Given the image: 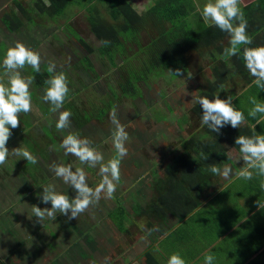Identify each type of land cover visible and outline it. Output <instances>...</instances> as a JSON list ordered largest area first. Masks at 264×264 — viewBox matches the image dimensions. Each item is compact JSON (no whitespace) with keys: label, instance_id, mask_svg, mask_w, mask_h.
<instances>
[{"label":"rangeland","instance_id":"1","mask_svg":"<svg viewBox=\"0 0 264 264\" xmlns=\"http://www.w3.org/2000/svg\"><path fill=\"white\" fill-rule=\"evenodd\" d=\"M23 1L24 0H20L22 4H23ZM133 2L137 6V9L140 10V8L146 3V0H133ZM247 2L248 1L246 0H240V5L246 4ZM195 3L198 7H200L205 3V0H195ZM10 5H11V0H0V11L3 9L9 8ZM87 8L88 7H85V6L82 7L79 5H74V6L72 5L68 7L67 10L64 11L61 17L56 18L55 25L52 24V22L50 23L51 24L50 26L48 25V22L46 24L42 23L45 27H42V28L40 27L39 28L40 31H38L39 34L41 35L42 40L45 42L47 47L50 48V51L48 54L52 53V49L53 51L61 53V50H63V47L66 45L67 47L66 57H63L62 55L61 57H59L60 59H58V62L64 65L63 68H66L65 67L66 62H69V64L71 65H73L74 63H78L75 61L78 60L79 54H82V55L84 54L82 53L81 49H79L81 46L80 47L78 46L79 42L76 40L77 33H79V35L83 38V40L87 42L95 50L93 51V54L90 55L91 56L90 58L91 60L93 59V63L96 69L95 73L97 74V76H100V77L99 78H89L85 75V71H83V69L82 70L80 69L79 73L81 74V76L75 73L74 74L75 78H72L73 79L72 81L70 80L72 85L68 84L69 89H70L69 92H73L79 96V101L74 103V107L73 106L71 107L70 105L69 111H72L76 115V117L82 122L90 121L92 118L91 117L92 115H94V118H95L97 115L100 114V112L103 109L105 111H109V112L111 111V106L110 108H107L106 102L104 101L102 97H100L102 93H105L104 92L105 88L108 93L113 94V95L118 93V94L127 96V95H131L133 92H137L136 94L138 96L140 95L138 85L137 83H135L136 80L138 79L135 80L132 78V80H130V78H126L125 81H121L122 84L118 85L116 89H114L111 86L110 83L111 82L116 83L117 81H119L120 79L118 78L119 75L123 76L125 74L126 69L125 67H123L122 69H118L119 73L116 72L117 70L116 68H113L111 70L112 65H110L104 59V57H102L98 53L97 49L99 48L100 44L89 31L86 16H87V13L90 11V9H87ZM98 9L100 10L99 13L103 18L105 19L108 18V15L105 12V9L103 8L102 5H98ZM63 25L64 26L68 25L70 27L66 26L65 29L63 30V27H62ZM54 34L58 35V41H57V37L55 39ZM142 40L143 42L146 41L145 38H143ZM226 41H227V36L222 41L223 46L226 45ZM41 50L42 48L39 49L38 51L41 53ZM136 50L137 48L135 47V45L130 46V50L127 51V55H132L133 52ZM46 55H43V56H46ZM52 58L53 57H50L49 59H52ZM72 60H75V61L73 62ZM141 60H142L141 55L136 54V58H134L130 62V64L134 63L135 66H138L139 68L140 64L142 63ZM116 65L123 66L124 64H122L120 60H117ZM211 66H213V63L208 61L205 54L202 53V50L192 51L186 57V67H185L186 71L184 72L182 70L183 74L181 76L176 77L174 75H171L166 70L163 72L161 76H150L151 78L149 79L148 78L142 79V81L146 79L145 80L146 83H142L140 85L143 94H142V97L136 98V103H137L138 108L132 107L131 102L129 100L126 101L125 99L127 98L124 99V97H121L118 101L115 102L116 112H117V109H120V111H118L117 113L118 119L120 120L121 124L124 125L128 133V136H129L128 141H126L125 143L128 154L122 159L121 164H120V176H121L120 181L121 182L117 183V187H116L117 190L115 191V195H117V199H120L121 201H124V202L126 200L125 203H129L130 199L127 196L128 192L126 190H129L130 186H132L134 187L132 191H135L138 187V182L143 180L142 177H144V181L146 183V176H142V174L145 173L146 175L147 174L146 170L149 169L151 171L152 167H155V163L157 162V158L151 159L150 153L147 152L146 148L143 147L145 144L135 141V138L139 136V134L153 133L155 135L162 136V133H163L164 136L162 137L165 139V142L172 140V143L175 142L178 145L184 138L189 136V134L195 132V130L199 126H201L202 124L201 120L197 121L196 116L191 113V110L193 106L195 105V103H193L192 98L195 96H198V92L201 86L205 84L207 79H210ZM233 66L235 69H237L234 64ZM3 73H4L3 71H0V74H1L0 80H4V82H6V77L3 76ZM188 73H192L191 78L188 77ZM105 74L106 76H104ZM233 80L238 81L237 78ZM74 84L75 86H73ZM122 86L124 87V89H122ZM101 88L104 90H102V92L100 93H97V89H101ZM231 89L232 91H230ZM233 89H234L233 85L228 84V81H227V83H225V88L223 89V91L222 90L219 91L217 95L220 98L224 96V94L226 96H229L233 92ZM35 93H36L35 96H39V97H38V102H36V105H33L32 103V111L26 114L21 113L19 117L20 126L16 129H11L12 136L10 137L11 138L10 141L6 144V147L9 149L10 152L13 148H17V147L25 148V146L21 144V140H20L21 136L23 135L26 136V134H28V136L33 135L31 133V130H26V128H24V125L22 123L25 120L23 119H27V121L30 122V124H32L33 126L31 128L32 130L34 128L36 129V127L39 128V127L44 126L47 128V126L53 125V124H48L47 122H45L46 115L43 112L45 111L44 108L45 106L47 107L48 103L44 102L41 99L42 95H40V92L36 90ZM253 97H255L254 94H253ZM222 99H226V97L224 96L222 97ZM144 100H146L147 103L150 104V107L146 104L143 105ZM42 105L44 106L43 108H42ZM128 108L129 110H131V112H128L129 110L126 111V109ZM109 112L102 119L105 122V123H102V125H101V122H96V121H93L90 123L91 126L93 127H96V126L98 127L99 125L101 128L106 130L104 132L108 133V135H105L104 139H99L101 138L100 132L96 131V133L93 134V132L97 128L96 127L94 130H90L88 133L92 138L86 137L90 139L91 141L94 140V138L99 139V140H104V142H100L101 146H104V145L107 146V148L104 149L103 151L104 154L107 153L109 149L114 150V146L112 144V141L110 140L111 133L113 131L114 126L110 122ZM54 118L57 119L58 117L54 116ZM155 120H159L160 125H157V122ZM75 122L70 123V130L68 131L77 134L78 130H77V127L75 126ZM131 122H133V124H130ZM49 128H51V126H49ZM53 130L54 129H49L48 131L52 133ZM157 130H160L162 132L157 134L156 133ZM63 133L64 131L63 132L57 131L56 133L57 136H55L57 145H59L60 141L65 135ZM40 140L42 141L41 138ZM148 141H149V138L146 140V143ZM39 142L40 141L36 138V143L38 144ZM164 146H165L164 152L161 151L160 153L161 158L159 160L161 161V163H164L166 165L168 161H171L172 159L169 158V153L167 151V149L170 148V145L165 143ZM97 148L99 150L101 149L98 146ZM35 149L38 150L39 148H35ZM56 154L57 156H61V157L62 155H64L62 149L57 151ZM47 155H49L50 157H53L54 154L48 153ZM112 155L113 154L110 153L108 156H104L105 161L115 157ZM66 157H69L68 160H70V164L72 165L73 170H75L77 168L75 162L78 159L70 155ZM138 157H140L141 160L144 157L145 161L146 160H149V161L147 163L142 162L141 164L139 162ZM53 162L57 163V161L55 160ZM24 164H25V159L15 157L10 154L7 159L6 164L3 166H0V201L4 199L5 201L13 202L12 194H10L8 190L11 187H15V185H13L14 181L16 183L18 181L21 182V188L29 189L32 186L34 187L33 183H35V181L33 180V178L30 179V175L25 173L26 171H24L25 170ZM42 166L44 165L42 164ZM35 167H36V164L35 165L31 164L29 166V169L33 170ZM5 168H8L6 170H9L10 173H7ZM43 169L44 167H41V166L39 167L38 175L40 174V172H42ZM84 171L86 172L87 182H89L90 184L94 185V183L96 182L98 183L100 181L101 177L98 174L99 172L98 167L91 168L88 166L87 170L84 169ZM159 172L160 174L163 173L161 167H160ZM137 173L139 177H135V180L133 181V177L136 176ZM149 176L151 178L152 175L150 174ZM150 178L147 180L149 181ZM23 179H26V181H23ZM140 198L141 196L139 194H133L132 196V199H134L135 201H138V200L140 201ZM108 200H111V199L104 198V201L102 203L103 205H99L98 207H96L94 212L91 211L89 213H86L87 215L85 216V218L89 220V217H92V215H95V214L96 216H100L101 214H103L102 217L100 216L101 218H103V216H105L106 211L108 209H106L103 212L102 207L106 208L109 206ZM127 207H130V206H127ZM3 211H4V208L2 209V206H1L0 207L1 214L3 213ZM7 212L8 211H6L5 213ZM8 215L10 216V218L5 217L4 215L0 217V222H5V221L10 220V223L13 225L12 219L14 218V214H12L11 212H8ZM120 215L122 217H120ZM113 219L117 222L118 221L120 223L122 222L123 224L126 221V214L120 208H118L113 213ZM94 224L97 225V231H98L97 233L101 240L99 241V243H101L102 241L105 243V246H102V249L98 248V250H100L101 253H102V250H105V249H109L110 251L111 246L109 244L115 235V233H113V231L115 232V226L110 224V222L102 223L100 219L97 220ZM188 224L189 223L186 222V225ZM5 226H8V225H5ZM52 226L53 225L51 224V227ZM1 228L2 227H0V234L4 235L5 233L2 232ZM136 228L138 227L136 226ZM134 230L136 229L133 227L132 232ZM13 232H17V228L16 230L14 229ZM21 234L22 233H19V230H18V232L14 233L13 236H7L4 240L0 242L3 246H5L9 250V252H14L13 250L15 249V246H16V249L19 246L25 249L30 248L31 251L28 253L27 256H25L26 258H29V256L31 257L33 255L34 246L31 245L28 239H24L25 237L24 238L20 237ZM106 234L110 241L107 239ZM52 237L55 238L54 234L52 235ZM133 244H134L133 240L125 243V242H122L121 237L117 236V243L114 245V249H116V252L120 254V253H123V248H130V250H132ZM36 246L37 245H35V247ZM49 248H51V246ZM155 248L153 249H154V253L156 254ZM139 252H140V249L133 250L132 251L133 258H135L136 255L138 256ZM128 254H125V256ZM139 258L140 256L138 257V259ZM52 259H55L53 255H52ZM96 259L98 260V258ZM98 262L99 264H103L102 261L98 260ZM119 262L120 261L114 262V264L115 263L117 264ZM139 262L137 264H141Z\"/></svg>","mask_w":264,"mask_h":264},{"label":"flooded vegetation","instance_id":"2","mask_svg":"<svg viewBox=\"0 0 264 264\" xmlns=\"http://www.w3.org/2000/svg\"><path fill=\"white\" fill-rule=\"evenodd\" d=\"M16 2L20 5V7L22 6L23 9L31 10V12L29 11V12L23 13V11H20L17 8ZM32 8H33V4L31 0H24L23 4L20 2V0H11L10 7L0 11V71L4 72V69L2 67V60H3V57L5 55L7 48L10 46H14L16 42L23 43L29 49H32L39 53L41 57L39 73H41L44 68L47 71L48 64L50 62H54L56 65V71L63 72L67 76L68 84L72 85L71 81L73 80L72 78H75L74 76L75 73L81 76V74L79 73V70L80 69L82 70L85 67L83 60H86V59L89 60L93 69L96 71L94 63H93V59L91 60L90 58L91 57L90 55L93 54V52L88 53L87 51H85L83 47L80 45V43L78 44L79 47L81 46L79 49H81L82 53L84 54L83 55L79 54L78 60L76 61L72 60L73 62L75 61L78 63H74L73 65H71L69 64V62H66L65 63L66 68H63L64 65L58 62V59H60L59 57H61L62 55L63 57H66L67 55L66 45L63 47V50H61V53L53 51L52 49V53L48 54L50 51V48L47 47V45L42 40L41 35L38 32L40 31L39 30L40 27L42 28L45 26H43L42 23L40 26V22H36V17L38 14H36ZM28 17H31L34 21L30 20ZM6 22L7 24H5ZM8 27H11L12 30H10ZM62 27L64 30L66 26H62ZM54 37L55 39L57 37V41H58V35L54 34ZM77 37L82 38L79 35V33H77ZM41 48L42 50L40 53L38 50ZM43 55H46V56H43ZM50 57H53V58L49 59ZM113 68L115 67L111 66V70ZM116 69H117L116 72L119 73L118 72V69H120L119 66ZM20 71H21V75L26 79L28 77H34V81L32 85L30 86V92L32 96V103L33 105H36V102H38L39 96H35L36 94L35 91L37 90L38 92H40V95H43L44 89L47 87V85L44 82L49 78L51 74L49 73L48 77L46 76L42 77L38 73H35V71L30 66H25V68L21 69ZM33 73H35V75ZM104 76H106V74ZM99 77L100 76H98V78ZM118 78L120 79L116 83H113V82L110 83L114 89H116V87L120 85L121 81H125L126 76L119 75ZM135 83H137L138 89L140 91L139 96L136 94L137 92H133L131 95H127V96H124L118 93L113 95V94L108 93L106 88L105 90L102 88L97 89V93H100L102 92V90H104L105 93H102L100 97H102L104 101L106 102L107 108H110L111 106V110L113 108L116 109L115 102L118 101L121 97H124V99L127 98L125 100L126 101L129 100L131 102L132 107L138 108L137 103H136V98L142 97L143 93H142V89L140 85L146 82L145 80L144 81L139 80V81H136ZM73 86H75V84ZM76 96L78 95L73 92H69L68 97L65 99L62 110L69 111L70 105L71 107L72 106L74 107V103L78 101ZM144 104L150 107V104L147 103L146 100H144L143 105ZM43 107L44 106L42 105V108ZM50 107L51 105L48 103L47 107L45 106L44 108V110L46 111V112L45 111L43 112L46 115L45 122H47L48 124H53V125H49L51 126V128L47 126V129H54L53 132L57 133L58 130L55 127L56 119L54 118V116L58 117V114L52 113L50 111ZM129 108L126 109V111L129 110ZM118 111H120V109H117V113ZM70 112L72 113L70 117V123H74L76 121L75 126L77 127V130H78L77 134L80 137L92 138L88 133L90 130H94L97 126L93 127L91 126L90 123L93 121H96V122H101V125H102V123H105L102 119L105 117V115L109 111H106L101 118H96V117L94 118L93 116L91 120L88 122H82L76 117V115L72 111ZM128 112H131V110H129ZM191 113H192V110H191ZM23 120H25L22 123L24 125V128H26V130H31V133L33 134L32 135L33 138L38 137L37 139L40 140L42 136L40 129L42 127H39V128L36 127L37 130L35 128L32 130L31 129L33 127L32 124H30V122H28L27 119H23ZM155 121L157 122V125H160L159 120H155ZM28 123H29V126L26 127ZM130 124H133V122H131ZM68 130H70V127L64 130L63 134L66 135L67 132H69ZM96 131L100 132L101 138L99 139H104L105 135H108V133L104 132L106 130L101 128L99 125L95 129L93 134L96 133ZM160 132L162 131L160 130L156 131L157 134H159ZM24 136L25 135L21 136L20 140H21V144H23L25 148L27 149L28 147L22 139L24 138ZM162 136H164L163 133H162ZM162 136L155 135L153 133H143V134H139V136L135 138L136 142L145 144L143 147L146 148L147 152L150 153L151 159L157 158V162L155 163V167H152L151 171L147 169L146 170L147 174L146 175L145 173L142 174V176H146V183L144 181V177H142L143 180L138 182V187L135 191H132L134 189V187L132 186H130L129 190H126L128 192L127 196L130 199L129 203H125L126 200L124 202V201H121L120 199H117V195H115L114 193V196L111 198V200H108L110 207L109 206L106 208L102 207L103 212L106 209H108L106 211L105 216L101 218L103 214L100 215L101 217L96 216L95 214V215H92V217H89V220H87L85 218V216L87 215L86 213H89L91 211L94 212L96 207H98L99 205H103L102 203L104 201V197L102 194V198L100 199L99 203L89 207L88 210L81 213L77 217V219L69 220L67 216L58 213L55 220L45 219L44 221L39 222L37 218L33 216L32 205H35L40 208H50L51 207L50 203L44 204L40 200V194H42L43 192L42 186L53 184L55 185L56 190L58 192L69 195L70 198L75 195L71 187L64 184L60 178L55 177V175L49 171V167H48L49 164L52 163L54 160L57 161V163L70 164V160H68L69 157H66L64 155H62V157L57 156L56 153L59 150L57 151L50 150L51 146L57 145L56 137H54L53 141H51L50 139L42 138V143L40 147L45 146V148L41 149L36 146H34L33 148V149L39 148L38 150L35 149V151H38V152L33 154L38 159V163L36 164L35 168L38 167L39 169L40 166L44 167L42 172H40L39 175L37 174V176L35 177L34 179L35 183H33L34 187L32 186L29 189L21 188V182L18 181L20 183L19 184L18 182L16 183L14 181L13 185H15V187H11L8 190V192L12 194L13 202L5 201L2 198H1L2 200L0 201V205L2 206V209L4 208L3 213L1 214L0 212V217L4 215L5 217L10 218V216L8 215V212H11L12 214H14V218L12 219L13 221L11 220L13 222V225L10 223V220L5 221V222H0V227H2L1 228L2 232L5 233L4 234L5 238L7 236H13L14 233H17L19 230V233H22L20 237H23V238L25 237L24 239H26V237L29 238L28 241H30L31 245L34 246L33 255L31 257L29 256V258H26L25 256L28 255L31 249L30 248L26 249L27 250L26 252L25 248H21L20 246L17 247V249L15 246V249L13 250L14 252H9V250L5 246H3L0 242V264H90V263L99 264L98 260L96 259L97 255L110 256L111 260L108 259V264H114V262H117V261L121 262L122 259H125L126 257L125 254H128V253L131 254L133 250H139V249H140L139 255L138 256L136 255L134 259H137L139 262L140 258L147 256L150 250L149 247L155 248L156 247L155 243L157 242V240L160 238V235L162 234V227H161V224L157 221L158 220L157 215L154 212H152V214H150L149 216V210H148L150 204L152 203V200L153 199L157 200V195L155 193L156 187L154 186V180L159 179V178L163 179L166 176L165 169L172 162L176 160V157L181 152V148H180L181 142L178 145L175 142L172 143V140L165 142V139ZM188 137L189 136H187L186 138ZM148 138H149V141L146 143V140ZM10 139L8 140V142L10 141ZM99 139L94 138V140H92V146L95 147L101 153H103L104 149H106L107 146L105 145L101 146L100 142H104V140H99ZM110 140L112 141V139ZM165 143L170 145V148H168L167 151L169 153V158L172 159L171 161L167 160L168 163L166 165L164 163H161V161L159 160L161 158V155H160L161 151L164 152ZM97 146L100 147L101 149L99 150ZM48 153L54 154L53 157H50L49 155H47ZM110 153L113 154L112 156H115L116 155L115 149L114 150L109 149V151L105 154L103 153V155L108 156ZM138 158L141 164L142 162L147 163L149 161V160L145 161L144 157L142 160L140 159V157ZM26 163L27 161L25 160V164H24L25 170L24 171H26L25 173L30 175L29 174L30 171L32 173L33 170H30L29 166L26 165ZM75 163L77 167H81L87 170V167H88L87 165L80 164L78 160ZM42 164L44 166H42ZM160 167L162 168V171H163L162 174H160L159 172ZM8 168H5V170ZM6 172L10 173L9 170H6ZM150 174L152 175L151 178L149 176ZM135 177H139L138 173L136 176L133 177V181L135 180ZM149 178L150 180L148 181L147 179ZM23 181H26V179H23ZM120 182L121 181H119V183ZM87 183L88 185L92 187L93 184H90L89 182ZM95 184H98V183L97 182L94 183L93 188L96 186ZM133 194H139L141 196L140 201L139 200L135 201L134 199H132ZM127 206H130V207H127ZM118 208H120L126 214V221L125 223H123L122 228H119L117 221L113 219V213ZM6 211L8 212L5 213ZM99 219L102 223L110 222V224L115 226V232L113 231L115 235L111 241L109 240L106 234L107 239L110 241L109 245L111 246V250L109 251V249H105V250H102V253L100 252V250H98V248L102 249V246H105V243L103 241L99 243V241L101 240L97 233L98 232L97 225L94 224ZM166 222H167V226H171L176 222V220L175 218H173L171 215L168 214L166 217ZM51 224L53 225L52 227H51ZM5 225H8V226H5ZM136 226L138 228H136ZM133 227L137 230V232L136 230L132 232ZM16 228H17V232H13V230L14 229L16 230ZM149 230H151L150 234H149ZM53 234L55 238L52 237ZM117 236L121 237L122 242H125V243L133 240L134 244L132 246V250H130V248H123V253H120V254L117 253L116 249H114V245L117 243ZM0 241L2 240L0 239ZM35 245L37 246L35 247ZM50 246L51 248H49ZM155 251H156V248H155ZM104 253L106 254L103 255ZM52 255L55 259H52ZM139 256L140 258L138 259ZM120 262L117 264H120Z\"/></svg>","mask_w":264,"mask_h":264},{"label":"clouds","instance_id":"3","mask_svg":"<svg viewBox=\"0 0 264 264\" xmlns=\"http://www.w3.org/2000/svg\"><path fill=\"white\" fill-rule=\"evenodd\" d=\"M239 4L240 0H205V3L197 10L205 23L227 33L228 46L223 49L222 55L226 58L240 55L246 69L254 78L252 83L259 91H264V45L248 46L252 44V39L247 34V20ZM102 43L107 45L109 41L105 40ZM40 63L39 53L20 42L8 47L3 57V76L6 77V82L0 80V166L6 164L10 154L23 158L33 165L38 163L37 157L27 149L17 147L10 152L6 144L12 136L11 129L20 126V114L32 111L30 86L34 77L26 79L21 75L20 70L25 66H30L36 73H39ZM167 71L176 77L183 74L179 68ZM47 72L51 75L44 82L47 87L44 89L41 99L51 105L52 113L58 114L55 127L58 131L63 132L70 127L72 115L70 111L62 110L70 91L68 79L63 72L56 71L54 62L48 64ZM191 76L192 73H188V77L191 78ZM192 99L193 103H198L202 108V125H206L212 132L220 134V130L225 126L239 128L245 122L244 113L233 107L230 95L226 99H221L218 95L213 96L211 100L207 96L199 95ZM250 102L253 107L249 110L248 115L253 118H256L258 114L264 116V101L258 102L253 98ZM109 119L114 126L111 139L116 155L107 161H105L104 155L92 146L91 140L86 137L82 138L73 132H67L58 146H51L50 150L62 149L65 156L70 155L77 158L82 165L91 168L98 167L101 179L93 188L88 185L86 172L83 168L77 167L73 170L71 164L50 163L49 171L55 177L60 178L64 184L70 186L75 195L70 198L69 195L58 192L53 184L42 186L43 192L40 194V200L44 204L50 203L51 207L40 208L32 205L33 216L39 222L45 219L55 220L58 213L67 216L69 220L77 219L89 207L98 204L102 194L104 198L111 199L113 197L117 183L121 178V161L128 154L125 143L129 136L124 125L118 119L115 108L109 112ZM250 127L253 132L251 136L240 135L235 139V144L239 146V152L245 165L236 171V179L250 180L253 177V171L256 175L264 177V135L256 132L255 125ZM201 157L205 160L208 158L204 152H201ZM209 171L213 175L221 176L229 183L232 182L233 169L228 165L221 168L213 164L209 166ZM260 186L264 189V182ZM150 233L151 230H149ZM214 260L215 257L210 252L205 253L204 264H214ZM105 264H108L107 257ZM167 264H186V262L177 252L168 256Z\"/></svg>","mask_w":264,"mask_h":264},{"label":"trees","instance_id":"4","mask_svg":"<svg viewBox=\"0 0 264 264\" xmlns=\"http://www.w3.org/2000/svg\"><path fill=\"white\" fill-rule=\"evenodd\" d=\"M31 2L32 9L38 14L36 22L43 24L48 22L49 26L51 22L55 25L56 18L61 17L72 5L88 7L90 11H87L86 20L90 33L100 44L98 53L115 68L118 67L116 61L120 60L124 65H120L119 68L125 67L124 76L130 80L133 78L142 81L143 78H151L150 76H161L164 71L178 67L185 72L187 55L192 51L200 50L213 66H211L210 79H207L199 89V96H207L211 100L223 89L225 82L236 74L233 66L235 56L228 59L222 55L223 49L227 47L222 45L227 33L205 23L197 10L195 0H146L140 10L133 0H31ZM261 2L263 0H258L257 4ZM16 5L23 13L31 12L20 7L17 2ZM98 5L103 6L108 18L105 19L100 15ZM241 11L243 12L242 8ZM28 18L33 20L31 17ZM8 28L12 30L11 27ZM143 38L146 39L145 42ZM77 40L88 53L95 51L82 38L77 37ZM105 40L109 41L107 45L102 43ZM132 45H135L137 50L132 55H127ZM136 54L142 57L139 68L134 63L130 64L136 58ZM83 63L85 66L83 71L86 75L89 78H98L90 61L86 59ZM38 74L42 77L49 76L45 68ZM76 98L79 101V96ZM104 111L103 109L96 118H101L106 112ZM192 114L196 116L197 121L201 120L202 108L198 103L193 106ZM28 126L29 123L26 127ZM48 130L46 127L40 129L41 139L53 141L57 135ZM206 133L211 135V140L205 141ZM219 137V134L201 124L188 138L181 141V152L165 169L166 176L154 180L157 200H152L148 210L149 216L152 212L157 215V221L161 226H167L166 217L169 214L177 219L173 225L167 226L170 227L169 229L173 228L200 205V191L210 185L213 175L209 171V166L220 165L222 150L218 144ZM22 139L28 147L27 150L33 154L38 152L33 149L34 146L45 148V146L40 147L41 140L37 144L36 138L28 134ZM201 152L207 154L206 160L201 157ZM26 165L31 164L27 162ZM38 173L37 167L29 174L34 180ZM163 184L165 192L158 194ZM117 224L122 228V222L118 221ZM148 264L155 263L152 260V263Z\"/></svg>","mask_w":264,"mask_h":264},{"label":"crops","instance_id":"5","mask_svg":"<svg viewBox=\"0 0 264 264\" xmlns=\"http://www.w3.org/2000/svg\"><path fill=\"white\" fill-rule=\"evenodd\" d=\"M246 1L239 7L243 9L247 34L252 39V44L248 46L264 45V0L259 4L258 0ZM228 40L227 35L225 46H228ZM233 63L237 69L236 74L227 80L234 87L230 96L233 107L244 113L245 122L239 128L225 126L220 130L218 139L222 150L219 167L228 165L233 169L232 182L212 175L210 185L200 191V205L173 228L162 225V234L156 242V254L153 247H149L147 257L139 260L141 264L152 263V260L155 264H167L168 256L177 252L186 264H204V255L208 252L215 257L214 264H264V189L260 186L264 177L256 175L255 171L250 180L235 177L236 171L245 167L239 146L235 144L236 137L251 136V125H255L258 134L264 135V116L258 114L253 118L248 115L253 107L250 100L264 101V91H259L252 83L254 78L240 55L235 56ZM236 78L238 81L233 80ZM211 139V135L206 133L205 141ZM164 192L163 184L158 194ZM186 222L189 224L186 225ZM4 238L5 235L0 234V239ZM106 257L111 260L108 255H97L96 258L104 264ZM137 263L132 253L120 262Z\"/></svg>","mask_w":264,"mask_h":264}]
</instances>
